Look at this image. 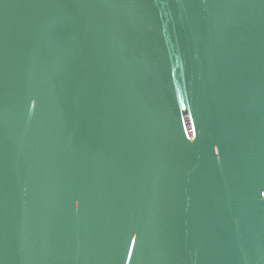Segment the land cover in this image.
I'll return each instance as SVG.
<instances>
[{
    "label": "water",
    "instance_id": "water-1",
    "mask_svg": "<svg viewBox=\"0 0 264 264\" xmlns=\"http://www.w3.org/2000/svg\"><path fill=\"white\" fill-rule=\"evenodd\" d=\"M0 264H264V0H0Z\"/></svg>",
    "mask_w": 264,
    "mask_h": 264
}]
</instances>
